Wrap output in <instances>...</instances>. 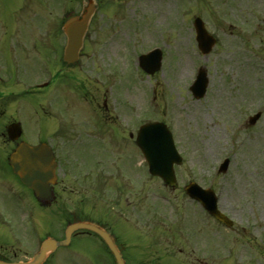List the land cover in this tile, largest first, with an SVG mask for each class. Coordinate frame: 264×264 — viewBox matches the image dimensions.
<instances>
[{
	"label": "rangeland",
	"instance_id": "obj_1",
	"mask_svg": "<svg viewBox=\"0 0 264 264\" xmlns=\"http://www.w3.org/2000/svg\"><path fill=\"white\" fill-rule=\"evenodd\" d=\"M36 1L30 0L27 7L30 35L38 31V25L47 28L50 22L46 7L40 13L42 19L35 16L40 11ZM104 1L106 8L96 14L103 28L98 27L88 37L90 43L97 44V50L82 58L80 68L101 67L99 81H108L109 90L113 80L118 82L108 90L110 101L113 96L124 95L129 105L132 96L141 123L148 119L165 121L183 155V162L176 165V188L167 187L149 173L142 153L136 158L142 221L147 210L167 213L166 220L156 214L147 226L141 223L145 235H140L141 248L148 241L161 242L162 248L170 246L167 255L151 260L155 264H264V0ZM14 2L8 0L9 6ZM196 16H201L218 37V43L206 55L198 49L193 26ZM154 45L163 48L162 67L149 76L140 68L138 57ZM46 65L45 61L34 65L30 61V76L42 75ZM201 65L208 71L209 86L206 95L197 99L190 85ZM71 72V77L61 75L60 82L53 85L59 101L54 110L67 120L76 115L79 122L78 109L71 111L69 105L75 103L77 90L64 83L73 80L79 86L84 75L77 69ZM25 101L27 111L22 118L26 139L32 141L36 128L49 122L37 106L38 97ZM257 111L262 115L250 125L248 118ZM77 150L92 154L96 163L97 155L90 149L80 146ZM110 156L111 150L104 155V167L112 166ZM227 156L228 170L219 173L218 167ZM190 181L215 190L219 207L234 220L233 227L216 221L189 197L185 185ZM0 189L5 190L1 182ZM9 203L15 204L13 195ZM179 211L185 224L180 217L178 222L173 221ZM75 245V264H102L99 253H93L101 251V245L92 248L96 245L89 238L77 239ZM132 251L142 255L141 250ZM131 263L138 264L136 259Z\"/></svg>",
	"mask_w": 264,
	"mask_h": 264
},
{
	"label": "flooded vegetation",
	"instance_id": "obj_2",
	"mask_svg": "<svg viewBox=\"0 0 264 264\" xmlns=\"http://www.w3.org/2000/svg\"><path fill=\"white\" fill-rule=\"evenodd\" d=\"M14 1V5L9 6L8 0H0V182L5 187L4 191L0 189V258L29 259L39 251L43 240L50 237L58 241L65 239L68 224L91 220L113 234L127 264H132L133 259L138 264H155L151 260L167 255L170 246L162 248L161 242L152 241L146 242L142 248L140 246V235L145 237L141 233V223L147 226L148 221L151 222L149 218H154L156 213L155 210H147L143 221L141 219L140 176L135 166L139 155L137 136L141 122L138 114L135 115L134 99L129 96V105L124 95L113 96L110 101L108 81H99L101 67H94L96 70L80 68L82 58L91 56L97 50V44L90 43L88 37L98 27L103 28V22H99L96 14L106 8V2L72 0L73 5L61 17V0H37L40 11L35 16L38 20L42 19L40 13L46 7V17L50 22L46 24L47 28L38 25V31L30 35L26 28L30 0ZM90 1H94L95 12L79 59L67 62L64 52L68 38L64 22L68 17L82 13ZM109 31L107 29L106 32ZM30 61L33 65L45 61L48 68L38 77L30 76ZM72 69L84 75L79 86L73 80H65L64 83L66 86L73 85L79 91H74L75 103H69L71 111L78 109L79 122L76 115L67 120L54 110L59 101L54 96L53 85L60 82L58 77L61 75L71 77ZM110 86L112 89L114 83ZM37 97V106L45 112L49 124L36 128L34 140L30 141L26 139L22 114L27 111L25 99ZM76 103L78 107L73 108ZM15 122L22 128L18 139H12L8 132L9 126ZM23 140L48 142L56 159L57 181L52 187L51 197L36 198L37 204L33 205L29 204L30 191H33L21 181L10 164L11 152ZM80 146L97 155L96 163L92 161V154L78 153ZM109 150L112 166L104 167V155ZM11 195L15 201L13 206L9 203ZM29 210L33 211L32 219L29 218ZM162 237L157 238V242ZM84 238L93 240L96 246L92 248L101 245V251L93 253H99L102 264H116L107 244L89 230L75 231L70 241L57 245L42 264H75L73 258L78 253L75 242ZM167 242L171 244L169 240ZM134 248L141 250L142 255L136 256L132 251ZM179 250L182 251V247Z\"/></svg>",
	"mask_w": 264,
	"mask_h": 264
},
{
	"label": "water",
	"instance_id": "obj_3",
	"mask_svg": "<svg viewBox=\"0 0 264 264\" xmlns=\"http://www.w3.org/2000/svg\"><path fill=\"white\" fill-rule=\"evenodd\" d=\"M92 8V6H88L81 19L79 17H73L66 23L65 29L69 35V44L65 58L68 61L75 60L77 56L76 54L82 43L84 29L91 16ZM194 25L197 32L199 48L204 53L210 52L216 43V38L208 32L201 17L198 16L195 18ZM161 63L162 54L159 49L140 57L141 66L146 72L151 74L160 69ZM207 85L208 77L206 69L203 68L198 79L192 85L195 96L202 97L206 92ZM258 117L259 114L252 117L251 122L254 123ZM10 131L12 133L16 132L14 127L10 128ZM139 143L149 161L151 173L162 176L167 184H174L176 182L174 163H180L181 157L167 125L163 122H153L143 125L139 134ZM54 158L52 149L46 143L31 145L27 142H22L12 153L11 163L15 171L21 175L23 181L35 190L37 196L44 198L50 195L51 183L56 179ZM227 166L228 161L225 162L221 170L225 171ZM187 192L192 197L200 200L204 207L219 220L228 225L233 224V221L218 208L217 197L212 189L203 188L196 182H192L187 186ZM81 227L90 228L98 232L114 253L117 263L125 264L122 253L109 232L94 223L78 222L69 225L67 237H70L74 229ZM50 246L51 242H44L41 252L30 261L6 262L0 260V264H41Z\"/></svg>",
	"mask_w": 264,
	"mask_h": 264
},
{
	"label": "bare ground",
	"instance_id": "obj_4",
	"mask_svg": "<svg viewBox=\"0 0 264 264\" xmlns=\"http://www.w3.org/2000/svg\"><path fill=\"white\" fill-rule=\"evenodd\" d=\"M259 194H261V195H262V193H259Z\"/></svg>",
	"mask_w": 264,
	"mask_h": 264
}]
</instances>
